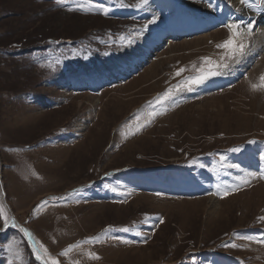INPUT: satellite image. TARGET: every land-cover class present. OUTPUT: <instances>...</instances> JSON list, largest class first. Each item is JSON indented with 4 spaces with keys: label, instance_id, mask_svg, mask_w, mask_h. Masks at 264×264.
I'll return each instance as SVG.
<instances>
[{
    "label": "rangeland",
    "instance_id": "1",
    "mask_svg": "<svg viewBox=\"0 0 264 264\" xmlns=\"http://www.w3.org/2000/svg\"><path fill=\"white\" fill-rule=\"evenodd\" d=\"M240 1L218 6L264 30L261 0ZM209 3L0 0V204L60 264H264V89L251 87L264 49L248 64L243 38L245 55L228 61L216 47L231 34L222 25L163 35L147 65L120 74L140 40L183 8L215 14ZM202 57L229 68L181 87L208 70ZM0 264H40L19 228L0 231Z\"/></svg>",
    "mask_w": 264,
    "mask_h": 264
},
{
    "label": "snow or ice",
    "instance_id": "2",
    "mask_svg": "<svg viewBox=\"0 0 264 264\" xmlns=\"http://www.w3.org/2000/svg\"><path fill=\"white\" fill-rule=\"evenodd\" d=\"M58 3H63V0H57ZM147 0H142V3H146ZM246 0H241V3H245ZM255 3V0H248V6L251 7L252 4ZM261 4L264 5V0H261ZM209 6L211 7V3H209ZM158 19V18H157ZM156 21L153 20L152 23H155ZM254 21H249L247 23L244 22H239V23H228L225 25V27H227L229 29V32L231 33L229 38L224 40L222 43H219L216 45L217 48L220 49H224L225 50V56L226 59L228 61H234L236 63L239 62V59L241 57H243L245 55V50L248 47V45L244 42L243 37L247 36V35H251L252 33V29L254 27ZM204 65L208 66V70H205V67H201L199 69H197V72L199 73L196 76L191 77L189 80H187L185 82L184 85H182L181 87L186 88L187 90H192V87L194 85H199L204 83L207 79H209L210 77L213 76H217V75H221L222 71H218L216 69H228L229 68V63L224 62V63H219L216 61H213L210 57H202L201 58ZM222 59H224L222 57ZM193 67H195V65H193ZM183 71H185V69H179L176 73L177 76H179ZM253 90H261L264 89V75H261L259 78V83L256 84H252L251 85ZM171 95V92H167L165 93V99H167L169 96ZM152 117H154L156 115L155 112L150 114ZM233 152H237L240 151L239 148H234L232 149ZM222 160L224 159L223 157L221 158ZM231 167H235V168H239V165H230ZM249 176H251L252 178L256 177V173H248ZM243 183L247 184L250 181L249 180H244L242 181ZM239 190V186H237L236 188H233L232 191H237ZM229 192H225L223 193L224 196L229 195ZM72 195H75V193H73ZM53 199H66L65 197H53ZM48 202L44 201L42 203L41 206H39L40 208H42L44 205H46ZM0 217L3 218V224H4V228L0 229V231L2 230H6L7 227L12 226V227H16L19 228V230L24 234L25 237H27L28 241L31 242V248H32V253L35 255L36 260L40 261V264H60V261L56 258L53 257L48 249L39 241H36L33 237V234L26 228H22L20 227L18 224L15 223L14 219L10 218L8 216V213L4 207L3 204H0ZM261 220H264V217L260 218ZM161 222H163L161 220ZM112 229H105L104 233L102 234L103 236H107L108 233L111 231ZM120 231H124V232H128L130 231L129 228H122L120 229ZM137 235H139L140 233L137 232ZM113 239H119V237H112ZM243 239H254L253 237H243ZM89 243H95V242H102V236H97V237H92L89 238L88 240ZM124 243H130V241H123ZM257 242H264V241H257ZM80 244H76V245H70L67 249H65L62 253H60V255L62 256H69V254L73 251L74 248H78L80 247ZM226 246H231V247H236L237 245L232 244V245H226ZM11 249V245L9 246ZM89 257L92 259H99L100 257L95 255L94 253H88Z\"/></svg>",
    "mask_w": 264,
    "mask_h": 264
},
{
    "label": "bare ground",
    "instance_id": "3",
    "mask_svg": "<svg viewBox=\"0 0 264 264\" xmlns=\"http://www.w3.org/2000/svg\"><path fill=\"white\" fill-rule=\"evenodd\" d=\"M219 1H218L217 4H219ZM219 6H217V9H216V13L215 14L212 13V15H207L206 13H204V14L201 15L198 12L189 13V15L186 16L187 19H183L182 21H180V20L178 21L177 20L176 23L179 24V25H183L184 26V24H187V22H195L196 21V18L198 17V15H200L201 17L203 15L204 16H215L218 13V10L220 8ZM258 8H260V7H258ZM263 15H264V12H260V14L255 15L254 19L257 20V19L261 18ZM229 21L230 20H227L228 23H230V22L232 23V22H234L236 20L235 19L233 20V18H232L231 21L230 22ZM238 22H240V21H238ZM176 27H178V26H176ZM193 27H196V24L195 23L187 24L186 26L183 27V29L181 31H180V29H179V31H177L175 29L172 32H174V33L175 32H178L181 36L184 35V34L187 35V34H189V32H187L186 29L187 28H193ZM252 32L253 33H251V35H247V36L243 37L244 39L245 38H248L249 41L250 40L252 41L251 42V45H252L251 52H252V54H250V59L248 60L249 61L248 64H251V62L254 60L253 58H254L255 54L261 52V50L264 49V30L261 29V28H259V29H256L255 31H252ZM163 33L164 32H159L158 31L156 33H153L150 37H148L146 39L140 40V43L137 45V47H135V50L129 55V57H126V63L123 66L122 70L120 71V74L122 76L126 77L127 76L126 73H130L131 71H133L131 73H135V72L141 70V68H143V66L147 65V62L149 61V59H151L150 57H152L154 55L152 53H155V51H156L155 50L156 49L155 48L156 45L157 44H160V42L162 41V37L164 35ZM243 65H244V63L242 62V64H241L240 67H237L236 66L232 70V74H230V75L231 76H234L235 74L242 73V71H244V69H246V67L243 66ZM225 74H227V73H225ZM96 81L102 82V80H96ZM209 87H210V85H209ZM2 189H3V185H2V178H1V172H0V194L2 193Z\"/></svg>",
    "mask_w": 264,
    "mask_h": 264
}]
</instances>
